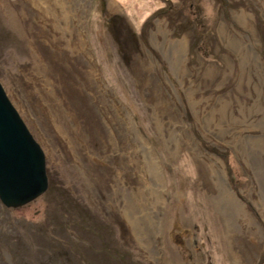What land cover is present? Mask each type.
Masks as SVG:
<instances>
[{
    "label": "rangeland",
    "instance_id": "374dc122",
    "mask_svg": "<svg viewBox=\"0 0 264 264\" xmlns=\"http://www.w3.org/2000/svg\"><path fill=\"white\" fill-rule=\"evenodd\" d=\"M81 2L55 32L25 2L0 0V84L42 149L47 180L28 202H0V264H235V252L237 264H264V117L217 113L258 100L242 58L252 49L264 68V0ZM156 22L166 29L155 37ZM129 141L161 177L155 263L107 197L115 173L134 186ZM199 160L222 168L257 227L232 220L229 240Z\"/></svg>",
    "mask_w": 264,
    "mask_h": 264
},
{
    "label": "bare ground",
    "instance_id": "6f19581e",
    "mask_svg": "<svg viewBox=\"0 0 264 264\" xmlns=\"http://www.w3.org/2000/svg\"><path fill=\"white\" fill-rule=\"evenodd\" d=\"M25 2L27 7L31 9L33 7L35 10H38L42 15L39 17L41 21H47V19L54 20L52 25L53 30L59 31L68 29L69 24L68 17L71 19L74 16L79 14V10L81 8V0H21ZM74 5L75 7H73ZM113 8V7H112ZM243 8V7H241ZM244 9H239L238 18L243 23L244 27L247 26L249 22H251L250 15ZM111 10V9H110ZM109 10V11H110ZM114 10V9H113ZM82 12V11H81ZM62 15L63 17H60ZM60 19L65 21V25L61 28L55 24L60 23ZM71 23V22H70ZM166 27L164 24L155 23V26L151 28L152 35L155 37L161 35L165 31ZM254 29V28H252ZM255 30V29H254ZM67 33V32H66ZM219 33L223 36L224 39H228L226 29L223 25L219 26ZM231 45L239 51V47L241 45L240 41L237 39L233 43L231 41ZM242 55V53H240ZM256 53L252 49L249 52H245V57L242 60H246L247 62L244 63L241 59L239 67L242 71H245L244 64L254 69V78L250 77L249 81L245 80V83L249 90L253 91L257 94V99L250 108L243 110L242 106L239 108L236 107L234 111L227 110L226 106L222 105L218 107L217 113L219 115L231 114L233 118L241 122L242 124H249L250 120L260 117H264V94H262L263 89V65L258 59V56L255 55ZM139 57H134V61L137 60ZM244 64H243V63ZM144 66V65H142ZM140 71H144L143 68H137ZM180 71H182L180 69ZM211 72L205 74V78H208ZM236 86L239 84V81L236 79ZM191 108L194 110L196 107L190 103ZM198 112V110H197ZM172 114V113H171ZM264 120V118H263ZM253 121V120H252ZM261 122V121H259ZM57 130L63 131V128L58 124L56 126ZM206 129V128H205ZM182 143V142H181ZM135 145V141H134ZM110 146V144H109ZM128 148L127 153L124 154V161L125 167L127 168L126 172L127 176H132L135 180L134 186L132 187L129 182L125 180L126 178L121 177L120 173L114 174L113 180L110 183V187L107 191V197L111 202L112 209H120L122 208L124 213V218L128 223V226L131 227L133 232L136 234L135 237L137 238L138 244L142 247V250L149 255L150 258L155 260V263L158 259L156 255V244L157 238L159 234V218L158 213L155 209L157 202L161 198V177L158 171V164L157 161L151 157L145 158V155L141 158H137L136 155L131 153L132 144L131 142H127L126 145ZM119 146L116 145L115 149L112 148L116 155H120V149L118 150ZM75 151V150H74ZM119 152V153H118ZM196 152L199 151L196 149ZM148 153V152H147ZM120 157H118L119 159ZM199 166L204 168V172H201L200 180L201 183L203 182L206 186H208L210 192L213 194L215 199V203L219 206L220 210L223 213L225 218L226 227H227V235L229 240H231V228L232 224L231 221L234 220L238 227H242L244 230H252V227H255L256 221L245 208L240 200L236 198L233 192L230 189V186L227 185V180L222 168H217L216 170L207 168L205 163L202 160H199ZM117 170L119 167H116ZM136 169L133 171L137 172V175L130 173L131 169ZM202 168V169H203ZM91 170V169H90ZM92 173V172H90ZM92 175V174H91ZM119 199V203L117 200ZM96 200V199H95ZM104 204V203H103ZM116 204H118L116 206ZM105 205V204H104ZM233 217V219H232ZM234 224V223H233ZM234 227V226H233ZM257 227V226H256ZM241 229V230H242ZM242 232V231H241ZM252 232V231H251ZM239 233V232H238ZM242 234V233H241ZM245 234V233H244ZM243 234V235H244ZM246 235V234H245ZM236 241V240H235ZM156 243V244H155ZM235 256V264H237L238 259L237 253H234ZM157 258V259H156ZM155 264H158L157 262Z\"/></svg>",
    "mask_w": 264,
    "mask_h": 264
},
{
    "label": "water",
    "instance_id": "95a60500",
    "mask_svg": "<svg viewBox=\"0 0 264 264\" xmlns=\"http://www.w3.org/2000/svg\"><path fill=\"white\" fill-rule=\"evenodd\" d=\"M41 147L0 84V202L17 206L46 188Z\"/></svg>",
    "mask_w": 264,
    "mask_h": 264
}]
</instances>
